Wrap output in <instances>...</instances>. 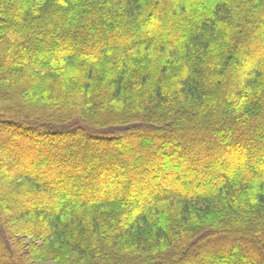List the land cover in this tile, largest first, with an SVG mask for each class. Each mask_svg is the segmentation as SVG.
<instances>
[{"label": "trees", "instance_id": "1", "mask_svg": "<svg viewBox=\"0 0 264 264\" xmlns=\"http://www.w3.org/2000/svg\"><path fill=\"white\" fill-rule=\"evenodd\" d=\"M0 147V264H264V0H0Z\"/></svg>", "mask_w": 264, "mask_h": 264}, {"label": "rangeland", "instance_id": "2", "mask_svg": "<svg viewBox=\"0 0 264 264\" xmlns=\"http://www.w3.org/2000/svg\"><path fill=\"white\" fill-rule=\"evenodd\" d=\"M3 150L1 149V147H0V153H3L2 152ZM43 262V263H42ZM58 263H60V262H57V261H41V263H39V264H58Z\"/></svg>", "mask_w": 264, "mask_h": 264}]
</instances>
